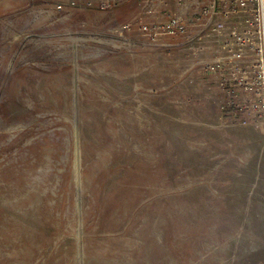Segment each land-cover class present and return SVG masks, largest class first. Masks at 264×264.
I'll return each instance as SVG.
<instances>
[{
	"label": "rangeland",
	"instance_id": "1",
	"mask_svg": "<svg viewBox=\"0 0 264 264\" xmlns=\"http://www.w3.org/2000/svg\"><path fill=\"white\" fill-rule=\"evenodd\" d=\"M55 2L0 0V264H264V122L136 14Z\"/></svg>",
	"mask_w": 264,
	"mask_h": 264
},
{
	"label": "built area",
	"instance_id": "2",
	"mask_svg": "<svg viewBox=\"0 0 264 264\" xmlns=\"http://www.w3.org/2000/svg\"><path fill=\"white\" fill-rule=\"evenodd\" d=\"M128 0H70V7L109 10ZM58 9L63 4L57 5ZM152 43L187 48L192 63L215 74L220 108L235 123L264 122V0H138L133 21Z\"/></svg>",
	"mask_w": 264,
	"mask_h": 264
},
{
	"label": "crops",
	"instance_id": "3",
	"mask_svg": "<svg viewBox=\"0 0 264 264\" xmlns=\"http://www.w3.org/2000/svg\"><path fill=\"white\" fill-rule=\"evenodd\" d=\"M69 1L70 0H56V2L55 3H52L51 5H52V7L55 5L56 7H57V5L59 4V3H62L63 4V8L62 9H64V11H68V10H71V8L72 7H70L69 8ZM69 5V6H68ZM62 9H60V10H62ZM137 10H138V0H128L127 2H125L124 4H122V5H120L119 7H117V8H114V9H109V10H107L108 11V14H111V15H113V17H114V19L116 20V19H121V16H122V21H124V20H126V19H128V16L130 17V16H135L134 14H136V12H137ZM124 19V20H123ZM134 19V18H133ZM133 19H131V20H133ZM130 20V21H131ZM126 21H128V20H126ZM134 31H136V32H138L139 34H140V36L142 35L138 30H137V28H135L134 30H133V32ZM143 36V35H142ZM144 37V36H143ZM174 37V36H173ZM145 38V37H144ZM170 38V37H169ZM176 39H178L179 40V37H175ZM172 43V42H171ZM175 43H177V42H173L172 44H175Z\"/></svg>",
	"mask_w": 264,
	"mask_h": 264
}]
</instances>
